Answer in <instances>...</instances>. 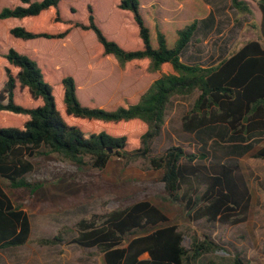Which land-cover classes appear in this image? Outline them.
Returning <instances> with one entry per match:
<instances>
[{"label":"trees","instance_id":"obj_1","mask_svg":"<svg viewBox=\"0 0 264 264\" xmlns=\"http://www.w3.org/2000/svg\"><path fill=\"white\" fill-rule=\"evenodd\" d=\"M62 1L14 0L12 6L3 7L0 21L16 23L6 28L7 39L61 40L75 28L92 31L100 47L98 58H109L113 68L137 67L146 76L157 73L159 77L132 104L109 109L100 100L93 108L81 105L78 93L85 94L84 89L107 78L112 70L89 83L75 84L69 76L50 83L53 71L12 47L0 49V119L19 122L18 126H0V250L28 242V216L5 193L2 181H7L11 189L35 193L42 184L30 183L25 176L33 170L27 158L37 155H56L93 170H103L113 157L126 165L145 160L151 170L162 172L160 181L167 200L181 203L190 221L229 227L244 223L251 195L238 164H205L207 151L192 153L180 146H170L156 155L151 143L161 134L172 99L196 94L182 118L183 131L199 137L216 125H225L232 141L243 142L232 148L242 153L250 151L251 144L243 140L264 136V48L251 41L214 67L185 65L179 55L190 43L196 21L176 29L172 50L167 49L164 33L156 26L158 48L153 49L137 0H115L116 9L128 11L127 18H133L142 42L140 49L127 50L103 35L90 5L86 7V22L64 20ZM251 1L262 14L260 29L264 37V0ZM231 6L241 15H252L246 0H231ZM69 9L75 13L72 6ZM48 11L49 24L58 26L57 32L27 25L33 21L39 24L42 13ZM95 97L92 94L88 99L93 102ZM252 158L264 162V147ZM75 229L71 243L81 249H96L104 264H202L216 252L229 253L208 234L201 238L190 235L189 247L184 248V234L148 201L82 218ZM142 231L147 233L137 235ZM55 242H60L57 236L40 241L46 246ZM232 262L247 264L238 255Z\"/></svg>","mask_w":264,"mask_h":264},{"label":"rangeland","instance_id":"obj_2","mask_svg":"<svg viewBox=\"0 0 264 264\" xmlns=\"http://www.w3.org/2000/svg\"><path fill=\"white\" fill-rule=\"evenodd\" d=\"M114 1L63 0L60 13L64 20L84 23L87 18L86 7L90 5L97 26L107 39L127 50L140 49L142 42L133 18H127L130 15L128 11L116 9ZM162 1L163 6L156 3L157 7L146 12L141 5L147 0H137L138 13L150 31L151 47L157 49L153 28L156 21L151 20L149 13L154 16L156 10H160L162 19L165 18L167 24V29L164 30L166 47L172 50L177 40L176 29L190 24L191 20L179 16L176 8L172 7L171 0ZM13 4L14 0H0V10ZM254 4L251 8L256 11V2ZM69 6L75 9V13H70ZM225 8H228V12H223L219 18L218 29L213 33L209 47L212 50L232 49L234 53L246 42L256 40L257 19L255 13L247 15L250 17L248 18L232 11L231 6ZM50 14L49 11L43 12L39 24H34L36 21H33L27 25L57 32L59 27L49 24ZM14 24L16 25L12 20L0 21V49L12 47L34 60L40 67L53 71L50 83H56L66 76L71 77L75 84L89 83L112 70L107 78L97 80L84 89L85 94L78 93L83 106L97 108L100 100H103L101 105L109 109L132 104L157 77V73L146 76L137 67L113 68L109 58H98L100 47L92 31L75 28L61 40L9 41L5 30ZM220 33L222 36H219ZM186 53V50L182 52V59H185ZM92 94L96 96L93 102L88 99ZM195 96L196 94L172 99L164 132L152 141L151 150L153 154L160 155L170 146H180L192 153L207 151L208 160L205 164H238L251 195L244 223L229 227L190 221L181 203L167 200L160 181L162 172L151 170L145 160L126 165L121 159L113 157L103 170H93L89 166L81 167L64 161L56 155H37L27 158L32 163L33 170L25 176L30 183L42 184L35 193L26 189H11L7 181H2L5 193L28 216L30 235L28 242L22 247L0 250V264H104L102 255L96 249H81L71 243L76 237V223L90 215H103L139 201L150 202L178 227L184 234V248L189 247L190 235L196 234L201 238L203 234H208L215 243L229 252L219 251L209 255L202 264H210V260L213 264H233L235 255L247 264H264V162L252 158L253 154L264 147V136L254 135L243 140L252 146L247 153L232 148L234 144L243 142L232 141L229 132H205L199 137L195 135L197 140L193 139L183 131L181 123ZM2 125L18 126L19 122L9 118L0 119V126ZM145 233L147 232L142 231L137 235ZM56 236L60 242L49 246L40 243L41 240H51Z\"/></svg>","mask_w":264,"mask_h":264},{"label":"crops","instance_id":"obj_3","mask_svg":"<svg viewBox=\"0 0 264 264\" xmlns=\"http://www.w3.org/2000/svg\"><path fill=\"white\" fill-rule=\"evenodd\" d=\"M171 1L173 5L172 7H174V9L176 8L177 10L176 12L178 13L179 16L182 15L181 17L189 18V20H191L190 23L193 21H196L197 23V28L190 43L185 47V49L181 51L179 55V59L183 64L197 65L201 68H211L216 66L218 63H220L221 61H223L224 59L228 58L230 55L233 54L232 49L212 50L209 47V41L211 40L213 33L218 29L219 18L222 16L223 12H228L227 11L228 8L225 7L231 6V0H171ZM246 1L249 3L250 8L251 5H253L255 2L251 0H246ZM156 3H160V5L163 6L162 0H147V2H145L144 5L143 4L141 5V8H143L146 12H148L147 10H151L152 8H154L157 5ZM255 7H256V11H254L251 8L252 13L256 14V19H257V32H256L257 37L255 42H258L264 48V37L262 36L260 29L262 14L259 11L258 7L257 6ZM231 10L236 11L233 8H231ZM154 14H155L154 16H151V14L149 13V17H151V20L153 19L154 21H156V24H153V28L157 26L164 33V30L167 29L166 19L165 18L162 19L163 14L160 12V10H156ZM246 17L250 18L247 15ZM244 23H247V21H245ZM219 36H222V33H220ZM240 48L236 49L235 52H237ZM185 50L187 51V53L185 54V59H182L181 54ZM158 77L159 75L157 74V77L155 79H157ZM164 129L165 127L163 126L161 132H164ZM207 132H228V130L225 125H216L211 130L209 129ZM188 134L193 139L197 140L194 133H188Z\"/></svg>","mask_w":264,"mask_h":264}]
</instances>
